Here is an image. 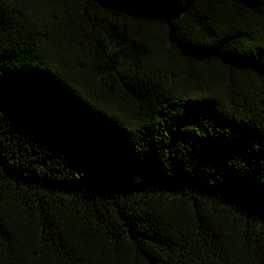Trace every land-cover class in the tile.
<instances>
[{"label":"trees","instance_id":"trees-1","mask_svg":"<svg viewBox=\"0 0 264 264\" xmlns=\"http://www.w3.org/2000/svg\"><path fill=\"white\" fill-rule=\"evenodd\" d=\"M0 264H264V0H0Z\"/></svg>","mask_w":264,"mask_h":264},{"label":"snow or ice","instance_id":"snow-or-ice-1","mask_svg":"<svg viewBox=\"0 0 264 264\" xmlns=\"http://www.w3.org/2000/svg\"><path fill=\"white\" fill-rule=\"evenodd\" d=\"M155 2L158 4H165V3H170L171 0H155Z\"/></svg>","mask_w":264,"mask_h":264}]
</instances>
